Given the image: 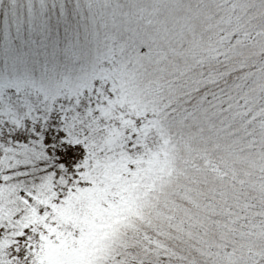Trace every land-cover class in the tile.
I'll use <instances>...</instances> for the list:
<instances>
[{"label": "snow or ice", "instance_id": "obj_1", "mask_svg": "<svg viewBox=\"0 0 264 264\" xmlns=\"http://www.w3.org/2000/svg\"><path fill=\"white\" fill-rule=\"evenodd\" d=\"M0 264H264V0H0Z\"/></svg>", "mask_w": 264, "mask_h": 264}]
</instances>
